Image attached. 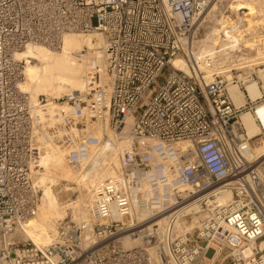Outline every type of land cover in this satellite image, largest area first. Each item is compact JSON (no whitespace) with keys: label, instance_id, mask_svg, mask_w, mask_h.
<instances>
[{"label":"built area","instance_id":"1","mask_svg":"<svg viewBox=\"0 0 264 264\" xmlns=\"http://www.w3.org/2000/svg\"><path fill=\"white\" fill-rule=\"evenodd\" d=\"M207 3L0 0V264H264V166L242 156L250 139L239 123L255 102L235 107L223 79L213 74L205 82L193 67L189 33ZM91 31L102 36L109 95L93 74L88 93L65 97L72 113L61 125L106 119L126 144L111 175L92 187L88 220L59 219L53 239L35 243L19 227L39 203L32 170L40 137L66 146L69 165L107 137L72 141L43 110L34 114L17 87L24 62L13 55L28 43L55 48L65 32ZM174 57L191 72L172 67ZM37 101L46 102L41 95ZM224 188L231 198L218 205ZM193 199L203 218L179 231L175 220L188 215L180 208ZM144 211L149 217L138 219ZM161 215L165 221L154 225ZM124 236L137 245L124 248Z\"/></svg>","mask_w":264,"mask_h":264},{"label":"bare ground","instance_id":"2","mask_svg":"<svg viewBox=\"0 0 264 264\" xmlns=\"http://www.w3.org/2000/svg\"><path fill=\"white\" fill-rule=\"evenodd\" d=\"M228 1L231 2V6H233L234 9L236 6L239 5H242L244 7V11L241 12V17L235 18L236 16H233L234 13L232 11L234 10L233 7L229 8L228 6L229 9L227 12H229V14H224V12H217L218 14L215 15L213 11V14H211V12L207 14L208 18H210V16V19L214 18L215 22L212 23L214 25L216 23L224 25V21H227V17H231L232 19H235V22L238 23L241 29L245 30V32L247 33L246 36L249 38H247L246 36L244 37V35L230 36V34H228L227 36H225L227 37L225 40L228 41L229 45H225L224 43L223 45L225 46L223 48L224 51L222 52V56L218 59H214L216 56L209 57V55L214 54V52L216 53V50L213 52L211 51L212 46H210V43H212L211 41L215 39L217 33L219 34V32L216 31L217 29L214 28L213 25L210 28V39H205L210 41L209 45L204 43L203 41L202 43L204 44H200L201 46L198 47L197 52H192V56L195 63L193 64L195 73H199L201 71L202 73L207 72L209 73V75H212L214 73L213 71L219 70V72L221 73H226V78L230 79L231 77L228 72L234 68L252 67L264 63V45L262 42L264 41V35L263 37L260 36L257 30L252 32L254 36L248 34L255 28L258 27L259 29L260 26L264 25V21H259L260 19L254 21V18L252 19L254 15L253 11L256 7L255 3L257 0ZM253 5H255V7ZM213 6L215 7L216 5L214 4ZM259 12L260 11H258V13ZM198 14H200V12ZM212 24L210 23V25ZM215 27H218V30H220L219 25H216ZM88 33L89 34L65 32L61 35L60 43L55 48L50 49L49 47L39 43H28L22 49L15 51L13 55L15 59H20L24 62L22 78L18 82L17 87L20 91L28 95L30 105L32 106V112L34 114L40 115L41 110H43L47 115L49 125L51 127H55L59 134H66L72 141H75L81 134H88L95 137L96 139H100L103 135L107 137L105 140L101 141L98 146L93 147L84 160L80 161L78 164L75 165H69L64 160L66 146H64L63 144H57L51 139L47 140L40 137L39 142L41 143V154L43 153V155H40L39 158H46L45 161L49 163V165L51 163L57 166L61 165L60 163H62V161H65L66 167H64V165L63 167L61 166L62 168L60 169V171L62 172H59L60 181H64L65 179L74 184L83 185L86 187L88 192L84 196L81 191H76L78 188L75 189V191H73L74 189H71V192L69 193L70 195H72L70 200H64L60 197L56 198V203L54 204V207L46 208L43 210H39V208L41 207L42 202H44L48 197L40 196V204L38 203L37 205L36 213L30 218H28L19 227V232L22 235L30 238L35 243H47L53 239L51 235H47L45 233L40 234L39 229L43 230L44 232H47L46 229H48L49 231L53 232L52 236H54L53 234H55V222L60 218L64 217L66 214V210L68 209H71L73 211V214H75V219L72 218L73 220H88V215H86L88 210L87 212L85 210L86 203L88 202L86 197L87 195H89L88 200L90 203L92 187L96 183L108 178L111 175V164L115 165L117 162V151L126 144L124 139L118 140V138L115 137L114 133L108 128L106 119L101 122L88 120L81 124L82 127L70 126L68 128H63V126L61 125L63 114H71V106L64 103L61 107L58 108L57 104H55L54 102L47 101L43 104H40L37 101V96L44 93L53 94L54 97L55 94L58 95L60 92H67L68 95L72 96L84 95V93H88V81L93 74L95 75L96 81L99 82V84L102 86L105 98H108L109 92L107 87L110 86V84L102 66V36L96 31H91ZM231 34L233 35V32ZM207 35L208 34H206V36ZM217 37L219 39V36ZM254 39H258L260 41V46L256 49L255 54L252 58L245 60L246 57L242 58L243 56L232 53L235 49L239 50V44L245 43L246 41H254ZM225 49L228 51L225 52ZM83 51H86V53L84 54ZM208 60L211 61V64L207 62ZM171 65L172 67L182 70L186 73L191 72L189 69V64L184 62L179 57H174L171 60ZM211 66L214 68H212ZM258 73L260 82L262 83L260 86L263 90H260L261 88L258 85L257 81L249 77H244V85L246 86L247 93L242 92L239 89L238 85L235 84L233 81H230L227 84L228 81L223 78L226 82L225 91L226 93L228 92L227 95L229 94L228 96L229 98L231 97L230 100L232 99L231 102L234 106L236 105L235 107L243 105L249 99L253 100L252 102H255L252 111H242L239 114V123L242 125L245 134L249 139L261 136L260 134L264 133V100L262 99V97L257 98L262 96V94L264 93V68H260L258 70ZM88 89L90 90V88ZM80 106L82 109H84L85 103H82ZM129 123L130 117H127L125 119V125L123 127V130L127 129ZM250 143H248L246 149L242 151V156L248 161H257L260 157L262 158V156H264V143L262 140H260L254 147L251 146ZM57 159L58 161H56ZM45 161L43 160V162ZM57 166L53 169H58ZM47 169L51 170L52 167H49ZM44 170L45 168L43 169V171ZM32 172L34 173L33 181L36 185L37 182L46 185L48 183L53 185L55 184V177L52 175H48L49 171L47 173L40 172L36 168L32 170ZM34 175L36 177H34ZM57 184L58 182H56V185ZM57 187H59V185ZM55 196H58V194L56 193ZM230 198V190L228 188H224L223 190H221L219 196L217 197L218 205H225L226 202L230 200ZM196 202L197 200L193 199L192 201L180 208V212H182L183 215L189 213L193 215L191 217L190 225L187 226H183L184 221H181V218L176 219L174 222V226L177 230L190 232L194 227L198 225L199 220L203 218V215L200 212V209ZM194 214L198 215L195 216ZM148 215V212L144 211L140 214V217L138 219H146L149 217ZM166 217L167 216L156 219L154 225L162 224L165 221ZM137 242L138 241L136 239L128 238L126 236L121 239V243L124 248L134 247L137 245Z\"/></svg>","mask_w":264,"mask_h":264},{"label":"rangeland","instance_id":"3","mask_svg":"<svg viewBox=\"0 0 264 264\" xmlns=\"http://www.w3.org/2000/svg\"><path fill=\"white\" fill-rule=\"evenodd\" d=\"M220 1V2H219ZM258 1V2H257ZM256 1V3H255V5H256V7H255V5H253L255 8V10L253 11V17H252V19L255 21V20H259V21H264V0H257ZM218 2V3H217ZM230 1H228V0H208V3H207V5L200 11V14H197L196 16H195V18H194V23H193V25H192V27H191V29H190V33H189V35L191 36V38H192V46H193V49H192V51H195V52H197V49H198V47H200L202 44H204V43H206V44H208L209 45V43H210V41L209 40H205V39H210V37H209V33H211L210 32V28L214 25V24H212V23H214L215 22V20H214V18H212V19H210L211 18V16H210V18H208V15L207 14H209L210 12H211V14H215V15H217L219 12H224V14H229V12H227L228 11V9L229 8H232L233 6H231V2L229 3ZM217 3V4H216ZM216 5L215 7L213 6V5ZM228 6H229V8H228ZM233 9H234V7H233ZM214 11V12H213ZM233 11V13H234V17L235 18H237V17H241V12H243L244 11V7L242 6V5H239V6H236L235 7V9L234 10H232ZM258 11H260L259 13H258ZM213 12V13H212ZM218 12V13H217ZM226 12V13H225ZM213 17V16H212ZM256 18V19H255ZM211 21H213V22H211ZM206 22V23H205ZM210 23L212 24V25H210ZM218 26L219 25V28H220V30H218V27H215V26ZM220 26H222V27H220ZM261 27V28H260ZM259 27V29H258V27L257 28H255L253 31H250L248 34H251V35H253L252 34V32H254L255 30H257L258 32H259V35L260 36H262L263 37V35H264V25L263 26H260ZM214 28H216L217 30V32H219V34L217 33V36H219V39H218V37L216 36L215 37V39L217 40H213V41H211L212 43H210V46H212V52L213 51H215L216 50V53L214 52V54H212V55H209V57H211V56H216L214 59H218V58H220L221 56H222V52L224 51V46L225 45H227L228 44V41L227 40H225L227 37H225V36H227L228 34H230V36H243L244 35V37L246 36V32H245V30H243V29H241V27L238 25V23H236L235 22V19H232L231 17L230 18H228L227 17V21H224V25H222V24H218V23H216L215 25H214ZM207 31V32H206ZM230 32V33H229ZM233 32V35L231 34ZM75 33H80V34H89V33H81V32H75ZM206 34H208L207 36H206ZM254 36V35H253ZM225 37V38H224ZM247 37V36H246ZM247 38H249V37H247ZM220 39H222V40H220ZM204 41V43H202ZM208 41V42H207ZM215 41V42H214ZM255 42V43H254ZM263 42V45H264V41H262ZM225 43V45H223ZM201 44V45H200ZM215 44V45H214ZM229 45V44H228ZM260 46V41L258 40V39H254V41L253 40H251V41H246L245 43H241V44H239V50L238 49H235L232 53H234V54H238V55H241V56H243L242 58H244V57H246L245 58V60H248L249 58H252L253 56H254V54H255V51H256V49L258 48ZM196 47V48H195ZM213 48H215V49H213ZM217 48V49H216ZM222 48V49H221ZM50 49H52V48H50ZM239 52H238V51ZM226 51H228V50H226L225 49V52ZM238 52V53H236V52ZM83 53L85 54L86 53V51H83ZM245 54V55H244ZM195 58V57H194ZM209 64H211V61L210 60H208L207 61ZM212 67V66H211ZM212 68H214V67H212ZM252 68V69H251ZM262 69V68H264V63H261L260 65H256V66H252V67H244V68H240V67H237V68H234V69H232L231 71H229L228 73L230 74V79H227L226 78V73H224V72H219V70H215V71H213L212 73L213 74H215V73H219V74H216L218 77H220L221 79H223V78H225V80L226 81H228L227 82V84L230 82V81H233L235 84H237L238 85V87H239V89L242 91V92H244V93H247V91H246V86L244 85V77H249V78H251V79H253V80H255V81H257L258 82V85L260 86L262 83L260 82V79H259V73H258V70L259 69ZM249 69H251V70H249ZM199 73H201V75H202V77H203V79L207 82V81H210L211 79H212V77L214 76L213 74V76L212 75H209V73H207V72H199ZM226 75V76H225ZM223 76V77H222ZM237 78H238V80H237ZM225 80L223 79V81L225 82ZM226 83V82H225ZM106 87V86H105ZM109 87L110 86H108L107 88H108V92H109ZM260 88H261V86H260ZM226 89H227V85H226ZM260 90H263L262 88L260 89ZM87 92H88V88H87ZM228 93V92H227ZM42 97H44L45 98V101L47 102H54L55 104H57V107L59 108V107H61L64 103H65V97L68 95V93L67 92H65V93H62V92H60L58 95L57 94H55V97L53 96V94H40ZM229 95V94H228ZM262 97V99L264 100V93L262 94V96H260V97H257V98H261ZM231 98V97H230ZM257 98H255V99H257ZM47 99V100H46ZM254 99V100H255ZM232 100V99H231ZM247 101H253V100H247ZM246 101V102H247ZM59 104V105H58ZM67 106V105H66ZM236 106V105H235ZM261 136H257V137H254L255 138V140H254V138L253 139H250L249 140V143L251 144V146H256L257 145V142H259L260 140H262L263 141V143H264V133H262V134H260ZM260 138V139H259ZM257 139V140H256ZM65 153H66V150H65ZM41 155H43V153L41 154ZM43 160L45 161L46 160V158L44 159V158H39V163H38V167H37V170H39L40 172H45L46 170V172L45 173H47L48 171H49V174L48 175H52V176H54L55 177V184L53 185V184H42V183H38L37 181V187H38V189H39V194H40V196L42 197V196H44V197H48L44 202H42V204H41V207L39 208V210H43V209H46V208H51V207H54V204L56 203V198H63L64 200H70V198H71V196L72 195H70L69 193L71 192V189H74L73 191H75V189H77L76 191H81L83 194H84V196H85V194L88 192L87 191V189H86V187L85 186H83V185H77V184H74V183H72V182H70V181H68V180H65L64 179V181H60V173L62 172V171H60V169L63 167V165H64V167H66V165H65V161L63 162L62 161V163H60L61 165H59V166H57V165H55V164H51L50 163V165H49V163H47L46 161V163L45 162H43ZM65 160V159H64ZM259 160L260 161H262V166H264V156H262V158L260 157L259 158ZM258 160V161H259ZM56 161H58V159L56 160ZM257 161V162H258ZM43 162V163H42ZM64 163V164H63ZM44 164V165H43ZM41 166V167H40ZM46 166V167H45ZM48 166V167H47ZM56 166L58 167V169H53V168H56ZM62 166V167H61ZM45 168V170L43 171V169ZM51 168L52 167V169L51 170H49V169H47V168ZM53 170H54V172H53ZM51 171V172H50ZM60 172V173H59ZM53 173V174H52ZM34 174V173H33ZM34 177H36L35 175H34ZM58 180H57V179ZM36 179V178H35ZM37 180V179H36ZM61 183H60V182ZM56 182H58V184L56 185ZM61 185H60V184ZM51 185V186H50ZM59 185V187H57ZM65 187V188H64ZM55 189V190H54ZM54 190V191H53ZM68 191V192H67ZM56 193L58 194V196H55L56 195ZM86 199H87V203H86V206H85V210H86V212H87V210H88V206H89V195H87V197H86ZM39 204H40V202H39ZM38 212H40V211H38ZM86 212H85V214H86ZM75 214H73V211L71 210V209H68V210H66V214H65V216L64 217H62V218H60V219H72V218H74L75 219V216H74ZM87 215V214H86ZM192 215L193 214H191V213H189L188 215H186V216H184V217H182L181 218V221H184L183 222V226H187V225H190V223H191V217H192ZM195 216H197L198 214H194ZM160 217H162V216H159V217H157V218H160ZM77 219V218H76ZM195 226V225H194ZM193 226V227H194ZM40 230V234L41 233H45V234H47V235H51V237H54V236H52V231H49L48 229H46L47 230V232H44L43 230H41V229H39ZM192 231V230H191ZM54 235V234H53Z\"/></svg>","mask_w":264,"mask_h":264}]
</instances>
